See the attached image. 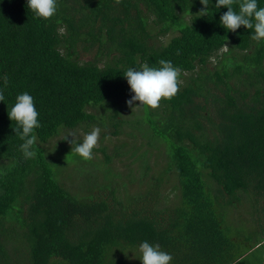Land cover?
<instances>
[{"label":"trees","instance_id":"1","mask_svg":"<svg viewBox=\"0 0 264 264\" xmlns=\"http://www.w3.org/2000/svg\"><path fill=\"white\" fill-rule=\"evenodd\" d=\"M215 3L201 16L200 0H57L56 14L43 19L27 0H0V264H113L115 256L129 264L125 250L144 241L172 250L193 235L219 238L218 196L242 190L244 199L264 202V41L252 39L254 29H225L227 8ZM233 7L239 11V3ZM161 59L181 70L179 92L158 109L142 106L130 124L144 123L148 137L165 144L166 166L150 180L159 182L158 193L172 170L179 204L154 203L150 187L119 193L115 183L103 185L104 197H78L57 179L69 161L56 169L59 155L51 158L46 143L95 124L118 134L134 95L124 73L158 68ZM24 92L41 124L30 159L8 116ZM63 138L58 154L72 149ZM101 151L106 165L112 157ZM130 199L135 207L125 205Z\"/></svg>","mask_w":264,"mask_h":264},{"label":"rangeland","instance_id":"2","mask_svg":"<svg viewBox=\"0 0 264 264\" xmlns=\"http://www.w3.org/2000/svg\"><path fill=\"white\" fill-rule=\"evenodd\" d=\"M172 34L173 33H169L168 35L161 36L159 40L165 42ZM138 105L139 101H136L133 104L134 108L128 106L125 109H122L124 111L122 118L128 121L123 123L121 127H116L120 130L118 134H113L111 132L113 129L111 126L105 129L102 125L95 124V126L90 127L88 130H84L82 127H77L75 130L65 129L46 143L51 158L54 159L59 155L57 160L53 162V166L56 169L64 164V159L69 161L68 166L62 167L57 172V179L72 193L78 197L85 198L95 194L104 197L107 188H104L103 185L107 183H115L118 186L117 190L119 193H123V190H125L128 195H137L150 187L153 189V196H155L153 198L154 203L159 201L158 203L160 206H163L164 204L166 206L176 204L177 206L179 204L180 190L177 188L178 181L172 170H170L169 173H165V176L163 177L164 180L158 189V193L156 188L159 186V182H155L156 179L150 180V177L160 176V173L163 172L166 166L165 144L158 141V139H150L144 123L138 124V127H134L133 124V127L131 126L130 119L134 118L131 116L132 114L138 119L143 115L141 110L142 106ZM103 112L104 110L102 113ZM95 127H99L101 130L99 146L94 149L93 158L90 161H82L79 159L73 160L68 158L76 154V152L72 151L75 144L71 145L68 142L72 139L71 136H68V139L65 140L66 144L72 147L71 151L61 149L64 153L58 154L57 150L54 149L56 146L55 143L59 139H62L63 136H66L69 133H75L76 142L80 143L83 141L84 135L91 132ZM128 131L133 132L134 135H128ZM156 146L159 148L157 149ZM116 148H118V152H123V154L116 156L114 154ZM101 149H104L106 153L112 157L110 162L106 165L100 162L104 161V155ZM145 165L148 166V171L146 174H143ZM143 176L148 178L143 180L140 179V177ZM87 177H90L91 180L87 181ZM209 180L211 181V186L215 185L214 180L210 178ZM148 182L151 184H148ZM214 194L215 193L211 192L212 196ZM124 196L125 194H122L119 197ZM238 196H240L241 199ZM245 196L246 195L243 194L242 190L236 191L235 194L229 195V197H226L224 194L218 196L219 199H222L220 205L221 208L224 209L225 213H228L227 220L230 219L229 216L234 213L233 210L246 213L252 208L258 206V204L254 203L253 199H244ZM135 202L136 200L130 199L124 203L125 205H132L134 203L133 207H135ZM129 249L125 250L124 260H129V264H142L139 259L142 255L139 251V246L138 248L134 247V250ZM111 259L113 260V264H121L123 261L117 256L112 257ZM123 264H128V262L123 261Z\"/></svg>","mask_w":264,"mask_h":264},{"label":"clouds","instance_id":"3","mask_svg":"<svg viewBox=\"0 0 264 264\" xmlns=\"http://www.w3.org/2000/svg\"><path fill=\"white\" fill-rule=\"evenodd\" d=\"M114 2L119 5L122 0H114ZM200 3L203 8L198 13H201V16L206 15L211 0H200ZM236 3H239L238 12L233 7ZM221 6L227 8V11L220 16V23L225 29L232 32H236L241 26L254 29L252 39L257 42L264 41V7H259L257 0H216L214 8L219 9ZM27 7L37 17L50 19L57 12V0H27ZM159 65L160 67L157 68L144 64L139 70L129 68L124 73L134 93L126 101L129 107H133L134 102L139 101L138 106H148L155 110L160 108L162 100H171L178 94L181 70L170 60L161 59ZM5 84H7V77H5ZM4 100L5 96L0 91V101ZM8 116L18 125L14 131L24 141L20 146L24 157L35 158L36 152L33 146L36 136L33 133L34 129L41 127V124L34 98L28 92L18 95ZM100 131L99 127L93 128L91 132L84 135L80 143L76 142L75 133H69L63 139L67 140L68 136H71L72 139L68 142L71 145L75 144L74 151L88 161L93 158V151L99 146ZM139 251L142 254L139 258L142 264H172L173 256L161 250L158 243L151 244L144 241L140 243Z\"/></svg>","mask_w":264,"mask_h":264},{"label":"crops","instance_id":"4","mask_svg":"<svg viewBox=\"0 0 264 264\" xmlns=\"http://www.w3.org/2000/svg\"><path fill=\"white\" fill-rule=\"evenodd\" d=\"M257 204L246 213L233 210L228 220V213L215 204L221 219L219 238L213 233L193 235L175 241L172 250L160 245L161 250L173 256L172 264H264V202Z\"/></svg>","mask_w":264,"mask_h":264}]
</instances>
